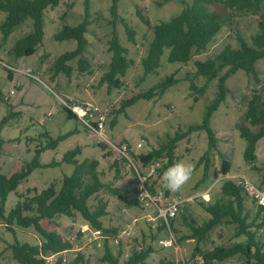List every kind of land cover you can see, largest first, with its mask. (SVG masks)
<instances>
[{"label": "rangeland", "instance_id": "rangeland-1", "mask_svg": "<svg viewBox=\"0 0 264 264\" xmlns=\"http://www.w3.org/2000/svg\"><path fill=\"white\" fill-rule=\"evenodd\" d=\"M185 3L190 4L192 0H118L116 18L111 10L113 0H90L88 9L86 0H62L58 6L50 7L45 12L44 40L31 56H16L11 51L15 41L32 30L31 19L15 27L6 39L0 31V126L3 139L0 145V172L11 175L32 163L36 150L49 140L46 134L52 138L64 136L54 150L47 149L40 154L39 162L42 165H53L35 169L16 190L9 193L4 203L5 216L18 203L19 195L34 194V191L28 190H42L52 182L57 188L61 186L63 175L71 174L74 170L73 164L63 161L68 149L79 147L81 153L77 159L81 162L86 159L100 162L98 171L106 187L89 199V205L94 209L100 199L107 203L108 213L102 218L106 230L97 233L80 214L72 218L58 216L51 223L43 221L45 228L56 230L72 242L73 248L63 254L67 262H72L81 254L83 260L79 264H108L102 261L107 244L114 254L122 250L125 257L133 251L151 248L143 264H160L163 259L176 264H184L183 261L185 264H202L201 254L196 251L197 242L181 239L190 233L184 217L193 218L199 224L207 222L211 214L205 210L203 203L209 200L208 203L212 204L220 199L225 177L240 183L241 176H245L255 184L264 185V139L257 142L256 159L251 162L245 159L247 141L241 136V128L248 126L246 115L253 89L264 95V59H259L255 68L261 82L244 70H239L226 81L227 96L211 117V127L218 141L217 150L212 149L209 155L207 178H203L205 163L200 161L208 150L207 132L193 131L176 143L175 163L182 161L192 167L190 178L182 188L170 192V195L181 194L188 198L184 212L172 220L173 235L179 249L175 246L165 247L161 243L170 236V232L162 228L161 219H152L156 215L154 209H143L134 203L139 174L147 177L148 185L153 190L166 192L161 173L166 160L161 158L146 165L140 155L167 144L176 134H187L190 125L201 123L207 106L216 97L218 80L197 75L195 62L213 57L227 44L238 48V33L250 42L258 32L261 14L236 12L223 2L213 3L211 9L219 12L227 21L206 50L200 54L194 53L187 63H172L168 61L169 49H165L157 72L145 73L142 59L147 56L153 39V26L177 15ZM5 17L6 12L0 11V22ZM86 19L88 31L85 36L89 44L82 57L89 65L82 67L80 57L75 58L68 62L70 75L54 74L52 66L55 59L77 46L75 39L58 41L55 34L65 24L75 26ZM122 19L135 30V43L129 41ZM114 27L121 44L129 50L128 58L133 61L126 76L121 78L120 87H109L102 81L111 61L109 42ZM22 71L34 74L38 79ZM172 74L177 82L164 94L156 93L151 98L139 99L124 112L120 111L123 101L147 92ZM191 82L198 91L192 89ZM67 100L90 102L107 112L104 134L108 141L86 131L76 119L69 118L63 102ZM140 142H143L142 147H138ZM101 144L106 146L105 150ZM124 147L132 162L121 152ZM223 159L231 164L227 176L221 173ZM215 172L218 176L214 175ZM112 189H117L125 199L113 193ZM246 207L254 216L257 210L255 202L247 198ZM237 231V224L225 219L208 233L199 247L203 251H210L215 247L246 242L247 237L238 235ZM257 238L264 241L260 230ZM116 239H119L118 243ZM42 240L43 237L33 227L24 228L16 223H8L0 215V264L18 263L13 256L15 245H38ZM56 259L58 257L45 264H54ZM213 264L245 262L237 254Z\"/></svg>", "mask_w": 264, "mask_h": 264}, {"label": "trees", "instance_id": "trees-1", "mask_svg": "<svg viewBox=\"0 0 264 264\" xmlns=\"http://www.w3.org/2000/svg\"><path fill=\"white\" fill-rule=\"evenodd\" d=\"M62 0H0V11L6 12V17L0 22V31L6 39L10 32L28 19L32 20V30L19 37L11 51L16 56H31L36 53L37 48L43 43L45 36V12L50 7H56ZM89 1L86 0V9L89 8ZM117 1L113 0L111 7L113 15L118 18ZM225 3L230 9L236 12H252L261 14L258 25V32L251 37L248 42L241 33H238L237 39L240 43L238 48L232 45H225L216 55L206 60H197L196 74L205 76L209 80L217 79L218 92L216 97L207 106L206 112L200 124L190 125L187 134H176L169 139L167 144L160 148L153 149L147 154H141L140 159L144 164L164 158L166 162L163 165L161 173L175 163L176 143L186 137L193 131L205 130L208 135V150L201 156L200 161L204 162L203 178H207L210 170V152L217 150L218 138L211 127V117L214 111L225 100L228 88L227 79L244 70L248 75H252L257 82H261L259 74L256 71L255 63L259 59H264V0H192V3H185V7L169 20H163L153 26V39L149 44L147 56L142 59V65L145 73L157 72L161 66V57L165 49H169V62H189L193 54H200L206 50L214 37L222 30L227 19L219 12L211 9L213 3ZM126 27L129 41L136 42V32L131 26L122 19ZM88 31V20H84L78 25L65 24L56 34L55 39L63 41L75 39L77 46L71 51H66L58 56L52 66L54 74L66 73L70 75L71 66L68 62L79 58V63L88 66L86 60L82 57L89 44L85 34ZM109 48L112 52L108 71L102 76V81L109 87H120L121 78L126 76L127 70L133 61L128 58V48L120 42L116 27L113 29V35L109 42ZM9 77H11L9 75ZM177 80L174 75H170L157 82L148 89L147 92L137 94L130 99L122 102L120 111L135 104L139 99L151 98L156 93L164 94ZM264 84V82H263ZM192 89L198 91L196 85L191 82ZM197 99V98H196ZM0 101L1 98H0ZM12 110V105L9 104ZM69 118L76 119L67 108L64 107ZM13 112V111H12ZM246 119L248 126L241 128V136L246 139L245 159L254 162L256 159V144L260 139H264V95L257 89H253L252 98L249 101ZM256 128L257 130H254ZM49 139L45 146L36 150L35 160L29 165L23 166L11 175L0 172V215L5 217L8 223L29 228L33 227L43 240L38 245L28 243L17 244L13 247V256L17 264H45L46 258L73 248L71 241L66 240L56 230H48L44 227L43 221L49 223L58 216L75 217L80 214L95 230L105 231L102 218L107 215V203L100 199L97 206L93 209L89 205V199L98 194L106 187L98 171L99 160L79 161L77 156L81 153L79 147L68 149L63 157L66 161L74 165L71 174H64L59 188L52 182L48 187L38 190L37 188L28 190L34 191L29 196L19 195V201L11 209L7 216L4 212V203L7 196L26 180L29 175L37 168L47 167L51 164L42 165L39 162L40 154L47 149H55L64 139V136L52 138L46 134ZM3 139L1 137L0 126V145ZM103 150L106 146L101 144ZM231 168V164L226 159L222 160L221 173L226 175ZM218 176V173H214ZM150 189L153 188L150 186ZM112 192L125 199V196L119 193L117 189ZM166 189V194L170 195ZM222 196L214 203H203L205 210L211 214V218L199 224L195 219L184 217L185 223L190 229V233L184 235L181 239L194 240L197 242L196 251L201 254L202 264H213L214 262L224 261L237 254L244 258L245 264H264V241L257 238V232L262 226L261 210L257 206L254 216L246 207V199L243 189L239 183L230 178H225L221 187ZM139 205L137 199L134 201ZM140 206V205H139ZM225 219L237 224V234L245 235L246 242L234 243L231 246L215 247L210 251H203L199 243L203 242L208 233L217 225L224 222ZM172 226V221L170 222ZM166 224L162 222V228ZM151 248L133 251L129 257H125L122 250L114 254L106 244L105 253L102 261L108 264H143ZM1 257V253H0ZM41 258V259H39ZM122 260L121 262V259ZM83 256L79 254L72 262L64 261L62 258L55 260L54 264H79ZM160 264H176L167 259L161 260Z\"/></svg>", "mask_w": 264, "mask_h": 264}, {"label": "built area", "instance_id": "built-area-1", "mask_svg": "<svg viewBox=\"0 0 264 264\" xmlns=\"http://www.w3.org/2000/svg\"><path fill=\"white\" fill-rule=\"evenodd\" d=\"M22 73H25L30 77H33L34 79H38L36 75L29 72L22 71ZM63 102L64 107L67 108L68 111H70V113L76 118L77 121L83 124L86 131L99 135L103 139L108 141L104 134L108 116L107 112L103 111L99 106H96L90 102H81L74 100H67ZM142 146L143 142H140L138 144V147ZM121 152L128 160L132 162V158L127 153L126 147H124V150H122ZM227 175L228 173L224 176ZM241 178L242 179L239 184L241 185L245 196L254 201L258 208L261 210L262 226L260 228V232L264 236V185L255 184L245 176H241ZM136 199L143 209H154L156 213V215L152 217L154 221L157 219H161L162 222L166 224V228L170 232V236L162 240L161 243L165 247L175 246L176 249H179V244L177 243V240L173 235V230L170 222L184 212L188 198L181 194L167 195L166 192L163 193L161 191L151 190L147 182V177L139 174ZM96 232L99 233L102 231L97 230ZM130 232L131 230L127 232V234H129ZM124 233H126V231ZM118 240L119 239H116L115 242L118 243ZM66 252L68 251L53 254L47 257L46 261L49 262L54 257L62 258L64 261H66V258H63V254ZM127 257H129V255H127ZM183 263L185 264L184 261Z\"/></svg>", "mask_w": 264, "mask_h": 264}, {"label": "clouds", "instance_id": "clouds-1", "mask_svg": "<svg viewBox=\"0 0 264 264\" xmlns=\"http://www.w3.org/2000/svg\"><path fill=\"white\" fill-rule=\"evenodd\" d=\"M192 172L190 164L184 162L173 163L163 173L164 188L176 192L189 180Z\"/></svg>", "mask_w": 264, "mask_h": 264}, {"label": "crops", "instance_id": "crops-1", "mask_svg": "<svg viewBox=\"0 0 264 264\" xmlns=\"http://www.w3.org/2000/svg\"><path fill=\"white\" fill-rule=\"evenodd\" d=\"M13 73V72H12ZM12 75V74H11ZM52 109L54 110V109H57L56 107H52ZM58 110V109H57ZM54 150V149H53ZM14 173V172H13ZM6 175H8V174H6Z\"/></svg>", "mask_w": 264, "mask_h": 264}]
</instances>
